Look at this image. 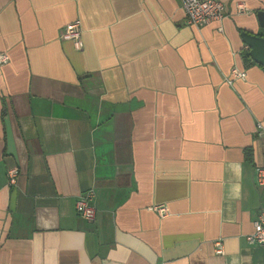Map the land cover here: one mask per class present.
<instances>
[{
    "label": "crops",
    "instance_id": "crops-1",
    "mask_svg": "<svg viewBox=\"0 0 264 264\" xmlns=\"http://www.w3.org/2000/svg\"><path fill=\"white\" fill-rule=\"evenodd\" d=\"M222 1L192 26L180 0H0V264H264V66L242 37L264 0Z\"/></svg>",
    "mask_w": 264,
    "mask_h": 264
},
{
    "label": "built area",
    "instance_id": "built-area-1",
    "mask_svg": "<svg viewBox=\"0 0 264 264\" xmlns=\"http://www.w3.org/2000/svg\"><path fill=\"white\" fill-rule=\"evenodd\" d=\"M182 8L185 12V20L187 25L202 26L213 21H222L227 15V6L222 0H180ZM237 13L243 14L248 11L245 4L238 2L236 4ZM222 29V28H220ZM60 37L63 40L71 41L77 50L83 49L82 27L81 21L75 20L68 23L61 30ZM9 61V56L5 52H0V64H5ZM232 74L236 78H245L246 72L238 68L232 70ZM232 82L231 80H229ZM262 125L258 124L257 128L261 129ZM17 169L9 171V184L16 182ZM255 182L257 185L264 188V163L255 167ZM95 192L93 189L83 192L77 200V214L88 221H93L96 218V207L94 204ZM160 216L167 215L168 208L165 204H158L153 207ZM255 230L247 235V240L251 244L264 246V208H260L257 217L254 221ZM216 252L223 254V244L221 240L216 242Z\"/></svg>",
    "mask_w": 264,
    "mask_h": 264
},
{
    "label": "water",
    "instance_id": "water-1",
    "mask_svg": "<svg viewBox=\"0 0 264 264\" xmlns=\"http://www.w3.org/2000/svg\"><path fill=\"white\" fill-rule=\"evenodd\" d=\"M260 27L264 31V10L257 13ZM244 42L248 45L250 57L258 64L264 66V32L256 34L249 31L242 33Z\"/></svg>",
    "mask_w": 264,
    "mask_h": 264
},
{
    "label": "trees",
    "instance_id": "trees-1",
    "mask_svg": "<svg viewBox=\"0 0 264 264\" xmlns=\"http://www.w3.org/2000/svg\"><path fill=\"white\" fill-rule=\"evenodd\" d=\"M246 57L249 58V54H246Z\"/></svg>",
    "mask_w": 264,
    "mask_h": 264
}]
</instances>
